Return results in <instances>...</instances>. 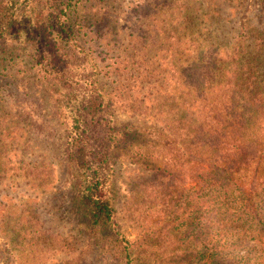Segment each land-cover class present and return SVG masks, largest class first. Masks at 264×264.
<instances>
[{"label":"trees","instance_id":"obj_1","mask_svg":"<svg viewBox=\"0 0 264 264\" xmlns=\"http://www.w3.org/2000/svg\"><path fill=\"white\" fill-rule=\"evenodd\" d=\"M113 1L0 0V82L15 69L46 84L76 232L115 264H264V31L246 22L221 40L205 8L216 0H134L122 30ZM227 1L236 13L246 0ZM72 11L88 30L81 39ZM118 112L129 121L118 124ZM17 133L3 143V174L41 187L49 166L27 162ZM120 175L137 240L116 223ZM18 208L0 217L17 264L73 250L74 235H53L28 220L37 209Z\"/></svg>","mask_w":264,"mask_h":264},{"label":"rangeland","instance_id":"obj_2","mask_svg":"<svg viewBox=\"0 0 264 264\" xmlns=\"http://www.w3.org/2000/svg\"><path fill=\"white\" fill-rule=\"evenodd\" d=\"M133 1L118 0L109 5V12L116 16L114 20H118L122 30H125L126 27L121 18ZM216 1V7L207 1L205 8H208L213 14L211 27L221 40L226 39L231 42L230 37L235 33V30L237 34H240V25L246 22L256 30L264 31V7L259 5L256 0H246L242 9H238L236 13L233 12V8L227 0ZM70 17L76 37L81 39L84 32H88V30L81 29L77 12L72 11ZM103 24L104 22H100L99 25ZM14 70L12 69V74L5 76L0 82V217L7 210H2L6 205L17 204L20 210L24 205H29L37 209V216L28 220L37 221L40 219V222H43L49 231H53V235L60 234L64 237L74 235L76 242L73 250L70 253L60 252L47 264H66L72 257L79 260L78 264H115L113 259L102 258L93 248H90L86 239L80 238L71 221V216L68 213L70 206L66 199L69 177L65 172V159L62 151L64 129L54 117L46 84L38 80L33 71L27 70L21 74L22 71L16 73ZM115 120L118 124L129 121L128 117L121 112L115 114ZM15 125H17V136L24 137V141L28 144L27 152L23 153L27 162L44 159V162L49 166L48 179H45L41 187L29 186L24 181L26 177L19 176L17 172L7 176L3 174L2 159L5 155L2 146L8 138V132ZM126 178L127 176L120 175L117 179L116 189L120 194L119 202L122 204L116 206L115 218L120 232L132 241L140 238V228L133 225V217L127 212V207L124 205L125 199L129 198ZM8 209L15 211L16 208ZM259 253L260 250L256 247H251L246 251V255L250 258H255ZM140 259L142 261L138 264H146L143 261L144 257H140ZM0 264H17L1 234Z\"/></svg>","mask_w":264,"mask_h":264}]
</instances>
